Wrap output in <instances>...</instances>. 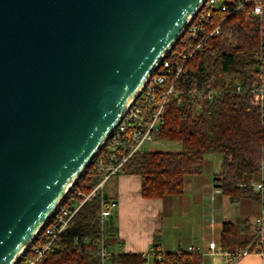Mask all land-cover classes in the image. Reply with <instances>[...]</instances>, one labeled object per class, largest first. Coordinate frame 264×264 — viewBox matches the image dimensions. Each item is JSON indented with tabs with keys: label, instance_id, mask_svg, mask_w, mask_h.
<instances>
[{
	"label": "water",
	"instance_id": "water-1",
	"mask_svg": "<svg viewBox=\"0 0 264 264\" xmlns=\"http://www.w3.org/2000/svg\"><path fill=\"white\" fill-rule=\"evenodd\" d=\"M203 1L0 0V264L29 245Z\"/></svg>",
	"mask_w": 264,
	"mask_h": 264
},
{
	"label": "trees",
	"instance_id": "trees-1",
	"mask_svg": "<svg viewBox=\"0 0 264 264\" xmlns=\"http://www.w3.org/2000/svg\"><path fill=\"white\" fill-rule=\"evenodd\" d=\"M216 26H219L220 34L207 38L203 51L190 57L174 87L184 92L222 90L235 81L240 92L204 100L197 104V109L186 101L177 103L169 96L164 124L155 138L165 143L178 142L180 150L134 154L122 165V173L140 177V194L145 199L175 197L183 193L188 178L202 173L206 157L218 156L221 170L217 184L221 195L228 197L230 203L239 204L246 215H262L264 222V212L261 214L264 189L259 193L244 186L251 180L260 179L264 163V125L258 106L250 97V90L258 81L254 63L264 40V21L245 12L229 16L218 9L209 30ZM196 42H192L187 50H191ZM181 48L177 42L165 59L170 62V81L182 65L181 60L172 59V54ZM101 154L99 151L75 180L70 193L78 190L87 194L98 183L101 173L96 176L95 171ZM104 194L103 190L102 196H96L80 207L60 240L39 264H103L98 249L100 243L110 252L104 264L147 263L145 255L115 250L119 246L115 216L109 217L104 227L99 224L103 206L111 202L109 196L104 199ZM238 225V222L222 225V251L235 253L251 242V236L239 233ZM30 247L31 242L14 264H27L35 258ZM152 264H202V258L200 253L179 250L164 253L162 259L154 258Z\"/></svg>",
	"mask_w": 264,
	"mask_h": 264
},
{
	"label": "built area",
	"instance_id": "built-area-1",
	"mask_svg": "<svg viewBox=\"0 0 264 264\" xmlns=\"http://www.w3.org/2000/svg\"><path fill=\"white\" fill-rule=\"evenodd\" d=\"M263 5L264 0H204L199 5L177 40L182 48L172 54V59L176 58L182 62V65L177 68L173 80L170 81L168 75L170 62L165 60L171 54V50H169L157 63L137 95L129 102L123 116L103 142L99 150L102 151V154L98 159L95 171V175L101 173L98 183L87 194H82L78 190H73L70 193L72 185L68 188L64 197L32 239L30 251L35 255V258L27 264L41 263L44 255L60 240L62 233L80 207L96 196H102L106 181L114 175L123 174L122 165L132 155L153 151L163 146L164 142L157 140L155 135L164 124L166 102L169 96L176 99L177 103L186 101L197 109V104L204 100L219 98L228 92H240V87L235 81L222 90L206 89L188 92L177 90L174 87V82L190 57L196 52L203 51L207 38L220 34L219 26L212 27L209 30L215 11L220 9L229 16L238 12H245L253 18L264 21ZM192 42H196V44L191 50H187ZM254 68L258 81L250 90V97L258 106L260 119L264 125V40L260 53L255 57ZM244 186L252 191L262 193L264 174L261 172L259 180H251ZM115 209L116 202L114 201L103 206L99 217V224L102 227H104L108 218L113 215ZM263 212L262 210L261 214ZM250 230L254 235L251 246L255 248L257 253L264 254V222L262 215L252 218ZM208 248L215 251L217 247L214 243H209ZM98 249L104 264L110 256V252L102 243L99 244ZM186 250L200 253L199 248L188 247ZM219 250L222 251L221 248ZM222 252L228 255V253ZM249 252L250 250L247 248L232 258L245 256ZM163 254L158 247L156 249L152 247L149 252L151 257L157 259H162Z\"/></svg>",
	"mask_w": 264,
	"mask_h": 264
},
{
	"label": "crops",
	"instance_id": "crops-1",
	"mask_svg": "<svg viewBox=\"0 0 264 264\" xmlns=\"http://www.w3.org/2000/svg\"><path fill=\"white\" fill-rule=\"evenodd\" d=\"M205 160L202 173L188 178L180 196L145 199L140 194L141 181L137 175H114L106 181L105 194L116 202L113 211L119 241L116 251L145 255L146 264H152L154 258L149 252L154 245L161 253L194 247L200 249L202 264H264V254L257 253L254 247L236 259L232 257L241 249L228 255L219 250L224 223L238 222L241 235L247 231L253 236L250 222L257 216L244 214L245 209L239 204H232L221 195L217 184L220 158L211 155ZM209 243L216 245L215 251L209 250ZM250 247L251 242L246 249Z\"/></svg>",
	"mask_w": 264,
	"mask_h": 264
},
{
	"label": "rangeland",
	"instance_id": "rangeland-1",
	"mask_svg": "<svg viewBox=\"0 0 264 264\" xmlns=\"http://www.w3.org/2000/svg\"><path fill=\"white\" fill-rule=\"evenodd\" d=\"M180 143H178V142H172V143H164L163 144V146H161V147H159V148H157L156 150H162V151H171V152H174V151H179L180 150ZM212 164V163H211ZM209 168V167H208ZM263 169H264V163H263ZM264 172V170L262 171V174H264L263 173ZM248 226V225H247ZM246 233V235H248L249 236V233H247V231H245L244 232V234ZM254 236V235H253ZM252 235H251V237H252V239H251V242L253 241V237ZM239 249V248H238ZM244 249H246V248H244ZM244 249H241V250H244ZM150 260V259H149Z\"/></svg>",
	"mask_w": 264,
	"mask_h": 264
}]
</instances>
